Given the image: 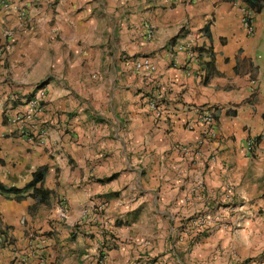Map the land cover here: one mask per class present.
Listing matches in <instances>:
<instances>
[{
  "label": "crops",
  "instance_id": "1",
  "mask_svg": "<svg viewBox=\"0 0 264 264\" xmlns=\"http://www.w3.org/2000/svg\"><path fill=\"white\" fill-rule=\"evenodd\" d=\"M7 2L0 231L18 252L0 243V264H98L101 229L106 264H264V0ZM191 37L192 58L174 48ZM141 56L152 74L135 70ZM40 90L45 144L7 118ZM202 105L217 109L215 137ZM214 212L203 232L194 218Z\"/></svg>",
  "mask_w": 264,
  "mask_h": 264
},
{
  "label": "built area",
  "instance_id": "2",
  "mask_svg": "<svg viewBox=\"0 0 264 264\" xmlns=\"http://www.w3.org/2000/svg\"><path fill=\"white\" fill-rule=\"evenodd\" d=\"M184 2H192L194 0H183ZM244 2H251L254 0H242ZM9 4L7 0H0V13L8 8ZM245 22L248 25L249 22V15L245 18ZM144 28L146 30V37L148 39H152L155 35V26L150 23L146 22L144 24ZM193 41L194 37H191L187 41H177L174 43V48L178 50H186L190 52L189 56L192 58L193 56H196L193 51ZM133 66L135 70L143 72L144 74H152L156 67L152 60L147 56H141L136 58L133 61ZM44 91H38L34 95L25 98L23 100V108L17 112L14 113H8L7 118L8 120L17 126L18 133L26 137L30 140H38L41 144L46 143V132L45 129L42 127V125L39 122V115L44 111L45 108V101H44ZM147 106L149 110L152 112L154 117L157 119L166 118L169 115V109L165 105V103L158 97H153L147 101ZM199 113V119L203 126L205 127L203 134L209 137H215L216 136V129L215 125L217 123V109L216 107L212 105H202L198 108ZM189 126H192V123L188 124ZM204 143V138H200L198 141L199 147L202 146ZM183 150L188 152V147L183 146ZM257 149L256 141L253 139H249L247 142V151L249 153H254ZM196 155H201V151L196 147L194 150ZM212 158H215V155L212 156ZM198 186H200L198 184ZM232 185L227 186V191L229 192V197L233 196L231 193ZM103 207V205H100L99 208L96 210V215H99L101 213L100 209ZM240 208H244L245 204L240 203ZM84 216H87V210H85ZM194 223L198 226L200 230L203 232L208 231L210 229L216 228L220 226L221 224V215L214 212V213H200L194 218ZM101 235H103V239L99 241L98 246V264H106L108 259V252L107 247L108 243L111 240V237L106 238V232L104 229L100 230ZM0 243L7 246L15 248L13 239L10 235L7 233L0 231ZM15 250H17L15 248ZM18 252V250H17ZM41 263L45 262V258L41 255L38 256Z\"/></svg>",
  "mask_w": 264,
  "mask_h": 264
},
{
  "label": "trees",
  "instance_id": "3",
  "mask_svg": "<svg viewBox=\"0 0 264 264\" xmlns=\"http://www.w3.org/2000/svg\"><path fill=\"white\" fill-rule=\"evenodd\" d=\"M255 1L257 2V0H254V1H251V2H255ZM43 174H44V171L40 170L38 177L42 178Z\"/></svg>",
  "mask_w": 264,
  "mask_h": 264
},
{
  "label": "rangeland",
  "instance_id": "4",
  "mask_svg": "<svg viewBox=\"0 0 264 264\" xmlns=\"http://www.w3.org/2000/svg\"><path fill=\"white\" fill-rule=\"evenodd\" d=\"M97 252H98V249H97Z\"/></svg>",
  "mask_w": 264,
  "mask_h": 264
}]
</instances>
